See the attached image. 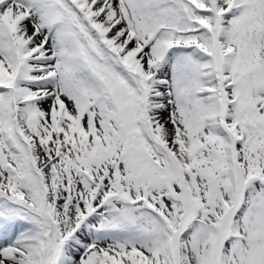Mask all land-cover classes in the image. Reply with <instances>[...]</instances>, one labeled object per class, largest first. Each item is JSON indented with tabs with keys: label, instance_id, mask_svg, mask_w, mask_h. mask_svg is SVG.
<instances>
[{
	"label": "snow or ice",
	"instance_id": "1",
	"mask_svg": "<svg viewBox=\"0 0 264 264\" xmlns=\"http://www.w3.org/2000/svg\"><path fill=\"white\" fill-rule=\"evenodd\" d=\"M0 264H264V0H0Z\"/></svg>",
	"mask_w": 264,
	"mask_h": 264
}]
</instances>
